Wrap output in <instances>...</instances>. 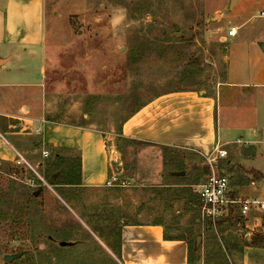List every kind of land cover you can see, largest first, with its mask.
Instances as JSON below:
<instances>
[{"label":"rangeland","instance_id":"374dc122","mask_svg":"<svg viewBox=\"0 0 264 264\" xmlns=\"http://www.w3.org/2000/svg\"><path fill=\"white\" fill-rule=\"evenodd\" d=\"M44 1V43L31 62L43 69L34 81L49 106L46 116L92 125L114 138L122 162L130 166L124 177L135 184L111 194L107 189H56L73 212L28 164L0 163V264L105 261L106 235L117 232L124 217L139 219L137 214L142 222L162 223L171 237L189 238L193 249L198 245L194 255L199 262L204 257L205 264H230L222 248L203 250L207 226L215 228L201 220L197 195V186L209 175L206 160L128 140L120 132L124 121L163 94L211 93L226 75L229 43L224 37L231 26L242 31L264 21V0H234L232 10L231 0ZM46 159L45 166L53 170L79 165L73 153L56 162L52 156ZM220 163L218 173L227 175L234 194L241 196L238 185L249 176ZM181 166L185 175L173 178L171 172ZM35 169L49 180L42 168ZM240 216L236 209L224 220L242 230ZM20 252L12 262L4 258Z\"/></svg>","mask_w":264,"mask_h":264},{"label":"crops","instance_id":"0c3cea01","mask_svg":"<svg viewBox=\"0 0 264 264\" xmlns=\"http://www.w3.org/2000/svg\"><path fill=\"white\" fill-rule=\"evenodd\" d=\"M236 28L235 35L224 37L229 43L225 79L211 93L174 91L156 97L123 122L120 136L195 153L204 160L219 141L228 151L219 163L223 162L232 173L248 175L246 183L238 185V192L243 197L255 198L264 196V21L250 24L242 31ZM44 29V0H0V163L25 162L50 188H55L58 200L73 211L56 189H107L105 192L111 194L115 188L105 186L110 174L120 171L124 177L130 166L122 162L118 150L117 155L110 154V145L116 144L102 130L47 118L49 106L39 90L40 84L34 81L43 69L32 63L36 59L34 51L44 43ZM26 61L29 64L23 65ZM72 153L79 161L75 170H53L44 164L51 156L56 162ZM34 166L42 168L49 180ZM183 170L182 166L175 168L171 176L181 178L185 175ZM176 172L184 174L175 175ZM108 202L123 205L114 199ZM137 217L132 221L124 217L118 231L106 235L107 242L102 243L108 256L105 261L46 264H205L204 257L200 262L195 257L198 245L193 249L189 238L171 237L162 223L142 222V214ZM217 223L220 224L214 226V231L207 226L202 238L204 251L217 246L228 255L230 264H264L261 213L240 216L237 226L242 230L232 226L234 221L221 219ZM95 237L98 238L96 234ZM210 261L215 263L212 258Z\"/></svg>","mask_w":264,"mask_h":264},{"label":"built area","instance_id":"2783aa9c","mask_svg":"<svg viewBox=\"0 0 264 264\" xmlns=\"http://www.w3.org/2000/svg\"><path fill=\"white\" fill-rule=\"evenodd\" d=\"M261 15L264 16V12ZM236 32L237 28L232 27L229 30V35L233 36ZM262 149L264 151V142L262 143ZM110 154L117 155V149L114 145H110ZM44 156H48L47 151L44 152ZM227 156V149L218 141L213 151L205 155V160L210 167L211 173L206 181L197 187L201 220H208L213 226H216L221 219L229 217L236 209L241 216H247L253 211L264 213V196L250 198L235 195L231 188L229 177L218 173L219 161ZM114 161L122 166L119 159ZM38 179L42 181L44 186H50L43 177L38 175ZM134 184L135 181L133 179L123 177L120 171H114L108 177L105 186L108 188H130Z\"/></svg>","mask_w":264,"mask_h":264},{"label":"water","instance_id":"95a60500","mask_svg":"<svg viewBox=\"0 0 264 264\" xmlns=\"http://www.w3.org/2000/svg\"><path fill=\"white\" fill-rule=\"evenodd\" d=\"M233 2H234V0H231L230 5H229V9H230V10H232V8H233V7H232ZM174 174H175V175H183L184 172H176V173H174ZM35 194L37 195V193H35ZM22 255H23V253L20 252V253H17V254L6 255L4 258H5V260H6L7 262H12V261H14V260L19 259Z\"/></svg>","mask_w":264,"mask_h":264},{"label":"trees","instance_id":"16d2710c","mask_svg":"<svg viewBox=\"0 0 264 264\" xmlns=\"http://www.w3.org/2000/svg\"><path fill=\"white\" fill-rule=\"evenodd\" d=\"M220 223H217V225H219Z\"/></svg>","mask_w":264,"mask_h":264}]
</instances>
